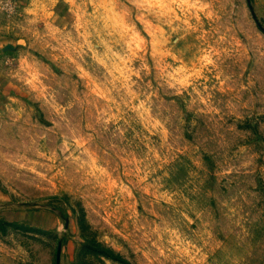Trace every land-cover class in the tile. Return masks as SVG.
<instances>
[{"label":"rangeland","instance_id":"1","mask_svg":"<svg viewBox=\"0 0 264 264\" xmlns=\"http://www.w3.org/2000/svg\"><path fill=\"white\" fill-rule=\"evenodd\" d=\"M0 264H264V0H0Z\"/></svg>","mask_w":264,"mask_h":264}]
</instances>
